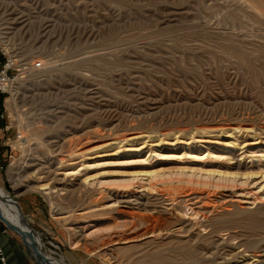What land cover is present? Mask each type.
<instances>
[{
    "label": "rangeland",
    "instance_id": "1",
    "mask_svg": "<svg viewBox=\"0 0 264 264\" xmlns=\"http://www.w3.org/2000/svg\"><path fill=\"white\" fill-rule=\"evenodd\" d=\"M0 43L41 66L0 189L55 257L264 264V0H0Z\"/></svg>",
    "mask_w": 264,
    "mask_h": 264
},
{
    "label": "built area",
    "instance_id": "2",
    "mask_svg": "<svg viewBox=\"0 0 264 264\" xmlns=\"http://www.w3.org/2000/svg\"><path fill=\"white\" fill-rule=\"evenodd\" d=\"M41 67L39 63H30L26 58L18 56L9 45L0 43V133L8 129L3 125L5 121L6 96H10V87L17 80L18 76L32 73ZM1 95L4 96L1 98ZM2 141H0L1 143ZM8 228L0 227V237L7 236ZM0 264H9L5 251L0 243Z\"/></svg>",
    "mask_w": 264,
    "mask_h": 264
},
{
    "label": "bare ground",
    "instance_id": "3",
    "mask_svg": "<svg viewBox=\"0 0 264 264\" xmlns=\"http://www.w3.org/2000/svg\"><path fill=\"white\" fill-rule=\"evenodd\" d=\"M40 68L41 67L37 68L33 72L39 70ZM17 80H18V78H17ZM10 92L12 93L11 87H10ZM16 139H17L16 141L19 142V136H17ZM12 165H13V162L11 163V165L9 167L8 175L16 183L17 177L19 175L17 176L16 173L14 172V168H11ZM75 174H77V172H75L74 170H70L69 172H65V175H75ZM15 185L17 186L18 184L16 183ZM52 187L48 184H41L38 187L36 186L35 189L43 191V194H45V195H50L52 190H53ZM30 188H32V186ZM0 213L3 216H5V218L11 224L19 225L23 230H26L30 236H32V238L35 242V246H34L35 249L34 248L31 249L32 257L36 258V257H38V253H42L45 256V258L47 259V261H49L52 264H69L65 261V257L63 255H59V257H55L54 254H56V252L54 250L47 249L45 243L41 239V234L39 232H37V233L33 232L32 228L29 225L25 224V220L23 219L20 210L16 209V202L14 201V199L1 189H0ZM39 261L41 262L40 259H39ZM247 264H248V261H247ZM251 264H253L252 261H251Z\"/></svg>",
    "mask_w": 264,
    "mask_h": 264
},
{
    "label": "water",
    "instance_id": "4",
    "mask_svg": "<svg viewBox=\"0 0 264 264\" xmlns=\"http://www.w3.org/2000/svg\"><path fill=\"white\" fill-rule=\"evenodd\" d=\"M0 221L11 231H13L14 233H16L24 247H25V250L27 252V254L32 258V260L36 263V264H52L50 263L49 261H47V259L45 258V256L42 254V253H38V257L34 258L32 257L31 255V249H35V242L32 238V236H30L28 234V232L26 230H23L19 225H16V224H11L6 218L5 216H3L1 213H0ZM39 259L41 260V262L39 261Z\"/></svg>",
    "mask_w": 264,
    "mask_h": 264
},
{
    "label": "crops",
    "instance_id": "5",
    "mask_svg": "<svg viewBox=\"0 0 264 264\" xmlns=\"http://www.w3.org/2000/svg\"><path fill=\"white\" fill-rule=\"evenodd\" d=\"M4 136L3 133H0V137ZM15 244V250H14V253L16 252V254H10L9 255V259L8 260V263L9 264H33L34 261L32 263H30L29 261L27 260H24L26 258H30L29 255L27 254V252L25 251V249H23L21 246L18 247V244L14 243ZM19 251V252H17ZM25 256V257H24ZM31 259V258H30Z\"/></svg>",
    "mask_w": 264,
    "mask_h": 264
},
{
    "label": "trees",
    "instance_id": "6",
    "mask_svg": "<svg viewBox=\"0 0 264 264\" xmlns=\"http://www.w3.org/2000/svg\"><path fill=\"white\" fill-rule=\"evenodd\" d=\"M4 96L1 95V98H3ZM1 226V225H0Z\"/></svg>",
    "mask_w": 264,
    "mask_h": 264
}]
</instances>
